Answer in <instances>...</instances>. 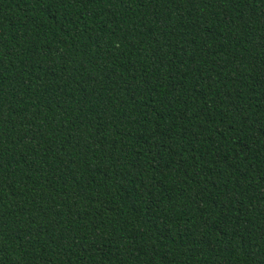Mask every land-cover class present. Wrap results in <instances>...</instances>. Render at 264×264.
<instances>
[{
  "label": "trees",
  "instance_id": "obj_1",
  "mask_svg": "<svg viewBox=\"0 0 264 264\" xmlns=\"http://www.w3.org/2000/svg\"><path fill=\"white\" fill-rule=\"evenodd\" d=\"M0 264H264V0H0Z\"/></svg>",
  "mask_w": 264,
  "mask_h": 264
}]
</instances>
